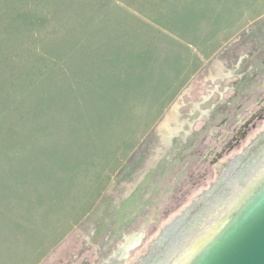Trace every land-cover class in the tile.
<instances>
[{
  "label": "rangeland",
  "instance_id": "rangeland-1",
  "mask_svg": "<svg viewBox=\"0 0 264 264\" xmlns=\"http://www.w3.org/2000/svg\"><path fill=\"white\" fill-rule=\"evenodd\" d=\"M252 181L264 0H0V264H173Z\"/></svg>",
  "mask_w": 264,
  "mask_h": 264
},
{
  "label": "water",
  "instance_id": "water-1",
  "mask_svg": "<svg viewBox=\"0 0 264 264\" xmlns=\"http://www.w3.org/2000/svg\"><path fill=\"white\" fill-rule=\"evenodd\" d=\"M196 264H264V193Z\"/></svg>",
  "mask_w": 264,
  "mask_h": 264
},
{
  "label": "bare ground",
  "instance_id": "bare-ground-1",
  "mask_svg": "<svg viewBox=\"0 0 264 264\" xmlns=\"http://www.w3.org/2000/svg\"><path fill=\"white\" fill-rule=\"evenodd\" d=\"M250 185H255L256 190L253 193V195L248 199V201L245 203V205L235 215L230 216L227 214L230 207H232V205L234 206V204L238 202L239 197L245 193V191L247 190L246 188L244 189L243 193H239L238 195L235 196L234 201L232 200V202L229 205V208L224 212L223 216L213 221L209 229L205 230L203 233L199 235V237L196 238L195 240L196 242L194 244L190 245L189 247H186L185 249H182L183 244H185L184 241L188 240V237L186 236V234H183V233L180 235L181 236L180 238L173 239L174 245L171 246L170 252L167 253L168 255L167 262L171 260L173 257H175V252L182 250L181 255L176 260H174L173 264H196L202 258V256L205 255V251L211 245H213L216 242V240L220 238L222 234H224V232H226L228 228L239 218V216H241L247 210V208L251 204H253V202L258 200V198L264 193V181L262 182L252 181ZM179 220L181 221L182 219H179ZM179 220L176 221V224L178 223ZM174 226L171 227L172 229L166 231L165 234L167 236H171V234L175 232ZM219 228H221V230L217 234L214 235L215 237L214 236L212 237L211 235L214 232H216ZM202 240L204 242H202ZM198 245H199V250L197 248Z\"/></svg>",
  "mask_w": 264,
  "mask_h": 264
}]
</instances>
